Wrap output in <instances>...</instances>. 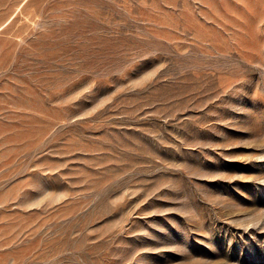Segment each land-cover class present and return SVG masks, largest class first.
Returning <instances> with one entry per match:
<instances>
[{
  "label": "rangeland",
  "instance_id": "374dc122",
  "mask_svg": "<svg viewBox=\"0 0 264 264\" xmlns=\"http://www.w3.org/2000/svg\"><path fill=\"white\" fill-rule=\"evenodd\" d=\"M0 264H264V0H0Z\"/></svg>",
  "mask_w": 264,
  "mask_h": 264
}]
</instances>
